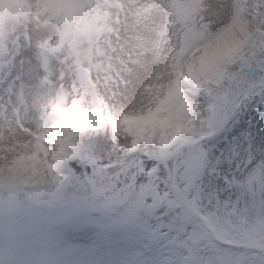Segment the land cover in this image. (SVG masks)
Returning a JSON list of instances; mask_svg holds the SVG:
<instances>
[{"label":"snow or ice","instance_id":"obj_1","mask_svg":"<svg viewBox=\"0 0 264 264\" xmlns=\"http://www.w3.org/2000/svg\"><path fill=\"white\" fill-rule=\"evenodd\" d=\"M0 264H264V0H0Z\"/></svg>","mask_w":264,"mask_h":264}]
</instances>
